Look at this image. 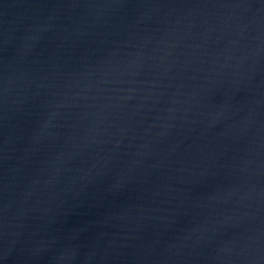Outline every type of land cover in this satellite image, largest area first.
<instances>
[{
  "label": "water",
  "instance_id": "obj_1",
  "mask_svg": "<svg viewBox=\"0 0 264 264\" xmlns=\"http://www.w3.org/2000/svg\"><path fill=\"white\" fill-rule=\"evenodd\" d=\"M0 264H264V0H0Z\"/></svg>",
  "mask_w": 264,
  "mask_h": 264
}]
</instances>
